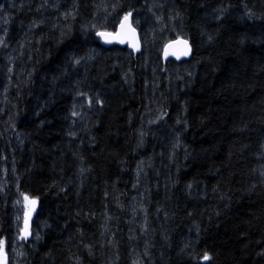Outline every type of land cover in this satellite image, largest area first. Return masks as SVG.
Listing matches in <instances>:
<instances>
[{"label":"trees","instance_id":"obj_1","mask_svg":"<svg viewBox=\"0 0 264 264\" xmlns=\"http://www.w3.org/2000/svg\"><path fill=\"white\" fill-rule=\"evenodd\" d=\"M81 1L0 0L11 61L0 58V74L15 81L24 73L7 92L18 105L15 132L7 134L0 122V140L18 144L12 174L21 163L26 178L15 196L13 180L6 182L7 155L0 179L5 178L1 190L10 210L0 204V245L16 253L17 264L26 257V264L29 259L30 264H264V137L249 152L251 138L264 132V0H170L174 5L166 0V6L146 13L164 35L146 33L138 21L144 31L138 53L106 48L93 25L115 31V18L138 17L153 0ZM103 8L101 19L113 18L96 23ZM237 11L245 14V25H233ZM260 23L262 30H245ZM176 35L190 42L192 57L164 61V46ZM20 42L27 48L21 62L11 45ZM147 62L159 79L147 76L150 86H133L132 75L142 65L147 70ZM84 75L92 88L79 83ZM166 81L176 95L164 87ZM66 84L74 91L59 97L70 90ZM109 88L117 92L108 95ZM146 113H161L179 142L156 150L194 153L186 161L190 173L178 181L186 187L182 194L195 200L185 199L161 215H153L154 190L147 196L145 180L133 174L147 150L145 136L156 130L147 127ZM146 142L148 147L152 137ZM144 176L153 180L151 172ZM19 196L36 205L22 241L19 219L8 230L7 213Z\"/></svg>","mask_w":264,"mask_h":264},{"label":"rangeland","instance_id":"obj_2","mask_svg":"<svg viewBox=\"0 0 264 264\" xmlns=\"http://www.w3.org/2000/svg\"><path fill=\"white\" fill-rule=\"evenodd\" d=\"M94 1H98V0H94ZM109 0H102L100 2H98V4L101 3H107ZM174 1V0H171ZM169 0L168 3H170L171 5H174L176 1H180L181 0H176L175 2H171ZM82 2V1H81ZM83 5L85 4H89L88 0H83ZM119 3V0L116 1L115 5ZM153 7H151L150 5H147V9L146 11L149 12H139L140 14H138L137 16V20L138 21H142L144 22V24L146 25V33L152 34L155 32L160 33L159 35H164L165 31L161 32V29L163 27H161V25L158 24V22L155 21L154 18L147 16L146 13H151L150 9L151 8H155L158 10V8L164 7L166 6V0H153ZM51 7V8H50ZM92 9V13L91 15L94 13L95 9L93 7V5L90 6ZM56 8H53L52 6H48L47 10H54ZM46 10V11H47ZM97 11V10H96ZM104 8L99 12L98 15L94 16V21L96 23L98 22H109L112 20L113 17L109 18L107 21H103L101 19V13L104 12ZM42 14L45 13V11H41ZM168 14H170V9H168L166 7V11H164L162 19L163 22L165 23V16H167ZM1 17H2V21H5V15L4 13H0ZM59 15V14H58ZM116 16V15H115ZM127 16V15H126ZM125 16V17H126ZM123 17V19L125 18ZM243 18L245 19L246 16L245 14L243 15L242 12L237 11L236 12V21H234L233 25L236 26H240L243 24ZM170 19H172V17H170ZM95 24V23H93ZM246 22H244L243 25H245ZM261 24H253L248 26L250 29H245L247 32L252 33L253 31H257V30H262L261 29ZM230 25V24H228ZM3 23H0V32L3 30ZM170 27H172V25H169ZM93 27L95 29L98 30V32H110L109 28L107 26H96L93 25ZM98 27V28H97ZM134 28L137 30L138 34L139 31L142 32L143 29L142 27L138 26ZM165 28V27H164ZM58 30L57 27L53 28V31ZM223 29V28H222ZM220 31L219 35L220 36H225L223 34V31ZM144 32V31H143ZM9 35V30L7 28H4L3 33L0 34V58L4 57L6 59V63H11V61H9L8 59V55L9 53L6 52V50L8 49V44H7V38ZM30 37V35H28V38ZM132 37V36H130ZM157 38H159V36H156ZM177 37L174 36V38ZM134 37H132L133 39ZM30 39V38H29ZM249 43L250 46H259L257 43H255V41H247L245 42ZM23 42L20 43H14L11 44L12 45V53L16 56V58L21 62L24 59V54L26 51V46L23 47ZM209 47L208 44H205V48ZM24 51V54H21ZM123 65V64H122ZM146 65L148 66L147 70L146 68H143V65L140 66L139 68H137L135 71V73L132 75V82H133V86H138L139 85H147L150 86L149 82H147V76L150 77V81H156L159 79V76L154 73V66H152L151 64H149L148 62L146 63ZM124 67H130L128 65H123ZM126 67V68H127ZM132 67V66H131ZM149 68H151L152 71H149ZM7 69H9V66L7 68H5L4 71H6ZM86 75V74H85ZM83 78H81L79 80V83L82 84L83 86H89L92 88V82L90 79V76H86ZM203 75V74H202ZM23 76L24 73L20 75L16 74L15 75V81L13 80L14 76L12 78H10V75L6 74V72H4L2 75L0 74V122H3L4 126H7L6 129V133L7 134H12V130L15 132V128L13 127L14 121L16 119H18V113H17V108L18 105H14L12 101L9 100L7 92L8 89L12 86H17L20 83V80H23ZM66 76V75H65ZM63 76V77H65ZM2 78V79H1ZM203 78V77H202ZM149 80V79H148ZM14 81V82H13ZM52 83H54V81H51ZM65 87L69 88L70 90H61L59 97L62 96L65 93H70L73 92L74 90L71 88V86H69V84H66ZM120 86L118 85L117 88H119ZM164 87H166L167 91L174 95L175 94V88L170 87V82L166 81L164 83ZM158 88V86H157ZM94 90L96 91V89L94 88ZM154 90H151V92H153ZM105 92L108 93V95H114L117 90H111L109 89H105ZM104 92V94H105ZM155 94H162L159 92H156ZM176 95V94H175ZM107 96V95H106ZM108 101H110L109 96H107ZM146 121H147V127H150L151 124H153V126L155 127L156 130H151L150 135L145 136L144 141L142 142V144L145 145L146 153L142 156V158L146 159L142 160V158L139 160V162L135 165L134 170H133V174L135 175V178L137 177V174H140V176L142 177L143 180H145V184H146V192H147V196L149 193V190H154V193L156 194V199L153 201V215L158 213L159 215H161L162 211L164 210H171L170 208L175 205L176 203H182L185 202V199L187 201H191V200H195L194 197L189 196V192L187 193L186 196H184L182 193H184V190L186 189V187L181 184L178 181V178H182L185 179V177L190 173L191 168L189 166H187L186 161L188 160V158L192 155H194V153H191V150H187L184 149V152H180V151H175L173 153H170V155H167L168 151L163 153L160 150H156V148L159 145H163V146H177L179 144V142L177 141V136L175 133V130H171L169 127L165 126V119H161L162 118V114L161 113H153V114H149L146 113ZM184 119V116H182ZM183 121H181V119L177 118V125L180 126L182 125ZM257 136L256 137H252L251 140L253 141V145H251L249 147V152L250 154L253 153L255 151V147H254V143L255 145L258 144L260 138L262 139V137H264V132L263 131H257L256 132ZM140 137H143L144 135H142L139 132ZM6 138L8 136H6V134L4 135ZM152 137V142L149 144V146L147 147V142H146V138ZM13 137V136H12ZM192 140H194L192 138ZM9 141V139H8ZM197 142V140H194ZM21 142V140H20ZM14 145V148H13ZM20 145V144H19ZM18 147L17 143H14V139H12V141L9 142H5L4 140H0V164L2 166V164H4V161H6V156L8 155L9 160H10V166H9V173H10V177L7 179L6 182H9L10 179L13 180V185L15 186V196L18 195L19 193V185L20 183L24 182L26 183V178L25 176H23L22 174V164L21 163H17V174L14 173V175L12 174L13 168H12V163H13V154L15 149ZM253 158V157H252ZM25 171V170H24ZM151 172L153 174V180L152 181H148L147 179H145V173ZM176 177H174V176ZM258 175V174H256ZM260 176V175H258ZM4 176L1 177L0 179V204H2L4 206L3 210H8V202L6 201L5 195L3 194L2 190H1V185L4 181ZM260 180L262 182V177L260 176ZM29 182V181H28ZM148 182L149 184L155 183V188L153 189L152 185L148 186ZM160 184H164V188H160L159 185ZM262 185V184H261ZM260 185V188H264ZM170 189H169V188ZM173 189V192H172ZM158 193H164L162 196L158 195ZM175 199V200H174ZM182 199L180 202H177L176 200ZM18 202H16L15 204L11 205V207H13L12 209V213H7V215L11 216L8 217V219L11 220V224L12 226H8V230L11 231L12 229L14 230V228L17 225L18 219H19V225L17 226V231H18V235L20 238H24L27 234V230H26V223H27V217L29 215V212L31 211V200H24L22 202L20 196L17 197L16 199ZM22 204V205H21ZM163 208H162V207ZM10 210V209H9ZM20 217V218H19ZM131 218V223L133 225L134 223V218L132 217V215L129 216ZM1 218V217H0ZM173 218V217H172ZM160 242L162 243V239L160 240ZM131 245V243H129ZM163 244H164V240H163ZM39 247V246H38ZM5 250V248L0 246V251ZM36 251L32 250L31 252H29V256L31 257V255H33V253ZM8 258H4L3 256L0 257V264H7ZM28 262V257H26L25 261L23 262V264H26ZM29 264H30V259H29Z\"/></svg>","mask_w":264,"mask_h":264},{"label":"water","instance_id":"obj_3","mask_svg":"<svg viewBox=\"0 0 264 264\" xmlns=\"http://www.w3.org/2000/svg\"><path fill=\"white\" fill-rule=\"evenodd\" d=\"M132 20L133 19L131 16L127 17V19L125 18L124 20H122V22L118 26L117 30L119 33L117 35L108 34V33H100L99 37L101 39V43L105 47H110L113 44H119L123 47L128 46L135 53H138L141 49V45H140V41L138 40L137 30L132 26ZM130 36L134 37V40ZM163 55H164L165 60H167L168 57H173L177 60H182L184 58H190L191 51H190L188 42L176 41V42L169 44L166 47ZM33 212H34V204H33L32 213L29 215L28 220L31 218V215L33 214Z\"/></svg>","mask_w":264,"mask_h":264},{"label":"bare ground","instance_id":"obj_4","mask_svg":"<svg viewBox=\"0 0 264 264\" xmlns=\"http://www.w3.org/2000/svg\"><path fill=\"white\" fill-rule=\"evenodd\" d=\"M128 16H132L131 14H129ZM177 41L178 42H185V41H187L186 39H184V38H177Z\"/></svg>","mask_w":264,"mask_h":264},{"label":"snow or ice","instance_id":"obj_5","mask_svg":"<svg viewBox=\"0 0 264 264\" xmlns=\"http://www.w3.org/2000/svg\"><path fill=\"white\" fill-rule=\"evenodd\" d=\"M126 19H127V17H126ZM26 199H27V197H26ZM208 257H207V255L205 256V259H207Z\"/></svg>","mask_w":264,"mask_h":264}]
</instances>
